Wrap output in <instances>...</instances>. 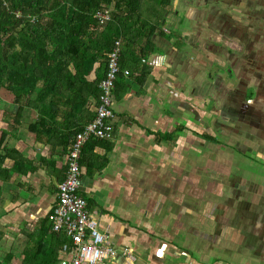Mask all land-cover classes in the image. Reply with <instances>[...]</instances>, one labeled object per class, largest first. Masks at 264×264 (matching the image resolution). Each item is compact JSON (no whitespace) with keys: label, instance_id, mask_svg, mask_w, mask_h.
Returning a JSON list of instances; mask_svg holds the SVG:
<instances>
[{"label":"crops","instance_id":"crops-1","mask_svg":"<svg viewBox=\"0 0 264 264\" xmlns=\"http://www.w3.org/2000/svg\"><path fill=\"white\" fill-rule=\"evenodd\" d=\"M250 1L172 0L160 28L151 36L154 49L144 59L150 67L144 82L137 81L138 72L127 69L128 75L122 73L129 89L120 98L114 95L111 146L94 148L106 164L92 175L81 165L78 188L80 195L90 199L87 208L98 227L118 249L115 257L102 264H264V70L256 67L260 72H249L254 83L243 89L225 86V72H208L214 58H224V71L230 65L228 50L222 56L217 52L219 40L209 33L214 28H219L217 36L224 44L233 37L248 51V59L256 58L255 63L263 59L264 32L230 19L231 6H237L242 20L253 11L261 18L263 0ZM105 7L108 20L112 4ZM257 26L264 29L258 24L253 28ZM239 55L244 56L243 52ZM214 77L221 87L219 108L210 94L214 88L207 92L209 98L200 93V87ZM249 87H253L251 95ZM236 90H243V97L235 96ZM0 97V127L5 128L3 114L13 106L8 92L1 90ZM235 109L237 113L231 114ZM217 114L224 127L212 118ZM35 118L36 111L24 107L21 123L5 139L8 147L37 167L0 180V260L12 253L14 264H20L26 234L38 233L56 196V184L66 174L67 150L62 153L59 146L52 150L30 133L27 125ZM231 125H239V137L246 134L242 140L234 138ZM223 133L224 142L215 136ZM206 139H219L217 147H226L230 139L231 144L241 145L235 151L233 144L231 152L246 178L240 176L237 186L226 189L234 192L224 193L227 199L222 203L212 199L215 192L209 176L203 175L208 180L205 186L199 183L200 174L210 173L208 167L200 173L199 166V146ZM41 157L53 161V166L44 164ZM254 157L260 159V166L256 167ZM125 247L129 254L122 252Z\"/></svg>","mask_w":264,"mask_h":264},{"label":"trees","instance_id":"trees-1","mask_svg":"<svg viewBox=\"0 0 264 264\" xmlns=\"http://www.w3.org/2000/svg\"><path fill=\"white\" fill-rule=\"evenodd\" d=\"M171 2L0 0V91L11 95L13 106L3 114L6 127H0L1 181L9 180L12 173L26 174L37 168L32 160L5 144L6 136L21 123L24 107L36 111L28 131L50 149L59 146L62 153L66 152L94 116L91 105L97 101L99 82L106 72V54L115 38L122 39L115 97H122L129 89L123 80L124 69L138 72L137 81L144 82L150 71L144 59L154 49L151 36ZM110 4L108 20L101 22L97 13ZM97 146L108 150L111 144L106 139L89 138L80 153L79 164L90 175L106 164L105 157L96 156ZM96 158L100 160L97 164L93 163ZM40 160L48 166L54 164L44 157ZM87 202L90 204V199ZM26 236L20 264H57L67 238L52 231L47 216L37 234ZM13 257L7 253L0 264H14Z\"/></svg>","mask_w":264,"mask_h":264},{"label":"built area","instance_id":"built-area-1","mask_svg":"<svg viewBox=\"0 0 264 264\" xmlns=\"http://www.w3.org/2000/svg\"><path fill=\"white\" fill-rule=\"evenodd\" d=\"M101 22L106 19V10L97 13ZM122 39L115 38L106 54L105 76L99 82V95L93 101V118L67 147L66 168L63 179L56 184V196L47 213L51 229L67 238L60 248L57 264H102L117 255L118 249L107 232L98 227L96 219L87 208V200L78 193L81 165L79 158L82 146L89 138L111 140L114 136V82L119 73V55ZM124 75L129 71L124 69ZM124 254H129L123 248Z\"/></svg>","mask_w":264,"mask_h":264},{"label":"rangeland","instance_id":"rangeland-1","mask_svg":"<svg viewBox=\"0 0 264 264\" xmlns=\"http://www.w3.org/2000/svg\"><path fill=\"white\" fill-rule=\"evenodd\" d=\"M247 1H248V3L251 2L250 0H247ZM254 3H255V1L252 2V4H254ZM257 4H258V1H257ZM263 5H264V0H263ZM145 7H146L145 5L142 6V8H145ZM237 9H238L237 6H234V7L231 6V9H230V19L232 21H235L236 22L235 24H239V23H241V21H243V22L249 24L250 25L249 27H251L255 31L258 32V30H260L261 32L262 31L264 32V29L262 30V28H260L259 26H257L256 28H253L254 25H257V24L260 26H264V12L260 18L259 15L256 14L255 11H253L254 13L253 12L249 13L250 14L249 17L247 16L246 19L244 18L242 20V16L240 13H238ZM243 10L244 9H242V11ZM224 15H225V13H224ZM160 26L161 25L159 24L158 27L160 28ZM218 29L219 28L211 29L209 33L214 34L216 41L219 40L218 41L219 44H217L218 46L216 48H217V52L219 54H221L220 56H222L223 51L226 52V50H228L226 53L229 54L228 62L230 65L224 71V69L222 68V59H224V58L221 57L222 58L221 59L220 57H217V58H220L219 61L215 60V58H214V60L212 59L209 61V65L211 67L210 66L208 67V72H225V74H223L224 80H225L223 82V84L225 86H227L228 88H231V87L234 88L235 86L239 85V88L243 89L244 87H247L249 84H253L254 82L252 81V78H249L250 77L249 72H256L255 70H258L260 72V70L257 69L256 67L262 68L264 70V56H263V59H259L256 63L254 62V60L256 58H253L251 61V59H248V51L245 50V52H244V49H241L243 46L241 45L242 43H240L239 40H234L233 37H231L232 39L230 38V40H225L226 42L224 44L223 41L221 40V37L217 36L218 34H220ZM216 36H217V38H216ZM212 42H213V40H212ZM219 47L220 48L224 47L225 49H220ZM249 48H250V46H248V49ZM241 52H243V55H244L242 57H240V55H239ZM263 55H264V53H263ZM225 57H226V55H225ZM247 61H249V62H247ZM244 63H246V66L243 68ZM260 64H262V67L260 66ZM230 66H231V68H234V72H232L231 69H230V71H228ZM240 68H243V69L241 70ZM245 73H247V74H245ZM220 77H222V76H220ZM215 79H216V77H214L213 80H212V78L208 79L209 84L206 85L205 87H200V93H203V96L208 95V98L211 97L210 94L212 95V97L213 96L216 97V99H214L213 102H215L214 105L217 108L218 106H217L216 102H221L218 99V96H220V94H221V87H217L218 85H220V83H215L214 82ZM244 80H246L247 83L244 82ZM210 87L214 88V92L208 94L207 92H209L211 90ZM249 88H250L249 95H251L250 91L253 92V87H249ZM242 91L243 90H236L235 96L239 97V95H240L241 97H243ZM249 95L247 98H249ZM252 99L253 98L250 97V100L248 99L246 101L250 102ZM237 110L238 109H235L234 112L233 111H230V112H231V114H236ZM226 111H228V110L227 109L224 110L223 113H226ZM217 112H218V109H217ZM212 118L214 120H219L216 124L219 126L222 125L224 127V124L220 121V120H223V118L221 116H219L217 114L216 116L213 115ZM229 127L233 131L232 133H234V138L235 137L239 138L238 140H242L244 138V136L246 135L245 133L242 132V136L239 137V135H238V134H240L239 125H237V126L231 125ZM194 128L201 131V128H199V124H195ZM245 128H247V127L243 126L241 129L245 130ZM246 133H248V132H246ZM215 136L217 138H220L221 140L223 138H226V135L224 133H223V135L218 134ZM232 140L233 139H230L228 141L226 140L227 141L226 147H224V146L223 147H221V146L217 147L216 144L220 142L219 139H218V141H214V142L206 139L203 141V143L201 142L202 144H200V146H199L198 154H199V161H200V163H199L200 173H202L201 171H203L206 167H208L210 169V173H205V174L202 173L199 175L202 179L205 180V181H202L201 178H199V183H200V186H202V187L205 186L206 181H208V180L206 179V177H203V175L209 176L208 179L210 180V183H212V185L214 186V188L212 189V193L215 192V194H214L215 198L213 197L212 199H215V204L216 203H222L225 199H227V195L224 193L228 192V194H229V192L231 191V193L233 194V192H234L233 189H229V190H226V189H228V187H233L234 184L237 186V181L240 180L239 179L240 176H242L244 179L246 178L245 177L246 172L244 173V175H241V173H240L241 171L239 169V164L240 165H242V164L240 163L238 157L233 152H231L232 151L231 149L233 148V144H236V147L234 146L235 151L237 148L241 147V145L237 144L236 141L233 144H231ZM222 141L224 142V140H222ZM251 143H253V142H251ZM209 144H213L214 147H211ZM207 145H209V146H207ZM207 156H209V157H207ZM240 158L244 159L243 157H240ZM259 160L260 159H258L256 157H254V159H253V162L255 163L256 167L260 166V163L262 164V162H260ZM215 178H219L216 180L219 182L213 184V182L215 181L214 180ZM247 180H248V178H247ZM219 189H220V191H219ZM224 189H225V191H223ZM201 191L202 190L200 188V194L202 193ZM222 191H223V193H222ZM228 197L229 198H236V197L231 196V195H228ZM219 208H220V206H219Z\"/></svg>","mask_w":264,"mask_h":264},{"label":"bare ground","instance_id":"bare-ground-1","mask_svg":"<svg viewBox=\"0 0 264 264\" xmlns=\"http://www.w3.org/2000/svg\"><path fill=\"white\" fill-rule=\"evenodd\" d=\"M66 155V154H65Z\"/></svg>","mask_w":264,"mask_h":264}]
</instances>
